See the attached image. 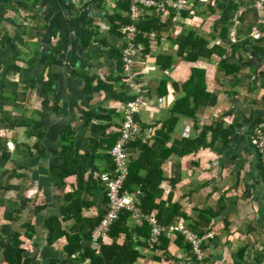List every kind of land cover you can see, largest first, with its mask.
Wrapping results in <instances>:
<instances>
[{"label":"crops","instance_id":"crops-1","mask_svg":"<svg viewBox=\"0 0 264 264\" xmlns=\"http://www.w3.org/2000/svg\"><path fill=\"white\" fill-rule=\"evenodd\" d=\"M184 1L179 7L177 0H164L141 16L138 22L154 18L160 31L155 46L149 39L147 48L140 42L145 48L134 61L135 79L145 90L135 118L141 131L136 142L155 146L148 158L154 162L174 151L158 169L161 199L180 204L192 223L202 212L212 217L202 260H192L174 233L168 251L177 264H264V169L254 150L255 129L264 132V4ZM233 2L240 6L233 13L240 20L238 42L249 36L254 42L235 56L231 48L238 42L224 28ZM106 13L127 16L117 0H0V231L22 232L23 247L36 264L55 258L69 264L61 255L66 237L48 244L45 222L51 216L62 220L61 209L73 203L66 195L77 189L80 176L89 203L82 215L97 217L105 206L102 183L88 180L99 183L113 170L110 151L124 121L123 93L130 92L119 61L123 24L118 21L110 32ZM28 15L34 19L30 24ZM254 27L256 37L250 35ZM27 29L32 37L23 36ZM189 33L207 41L196 60L186 58L189 49L183 51L191 48ZM225 49L230 60L240 62L231 80L218 68ZM196 86L218 102L199 107L194 117L189 107L173 115L175 102ZM171 118L178 122L167 137L163 128ZM218 119L223 132L214 127ZM127 152L130 164L138 163L141 149L130 145ZM69 220L62 229L69 231L74 223ZM128 221L131 228L138 225L134 216ZM29 224L31 238L25 234ZM138 249L137 264H172L148 243Z\"/></svg>","mask_w":264,"mask_h":264},{"label":"trees","instance_id":"trees-1","mask_svg":"<svg viewBox=\"0 0 264 264\" xmlns=\"http://www.w3.org/2000/svg\"><path fill=\"white\" fill-rule=\"evenodd\" d=\"M30 1V0H27ZM119 6L128 11L129 1L128 0H117ZM238 3L233 2L230 8L226 11L225 20H224V28L228 29L233 19V13L237 8ZM34 18L36 19L37 17ZM115 16V17H114ZM105 14V17L110 19V32H116L118 28V21L120 24H124L125 22L130 21L129 18L123 17L120 14ZM143 20V19H142ZM138 22V40L145 41V45L147 48V39L144 37V33L160 30H155L157 28V24L155 23L154 18L147 17L144 21ZM120 28V27H119ZM189 43L191 48H183L189 49L187 50L188 55L187 59L196 60L197 57L202 53L201 45H206V39H203L200 36H195L196 34L189 33ZM252 39L249 36V39L238 42L235 47L231 48V54L235 56L236 54H240V47H244V49H248L247 45H253ZM191 49V50H190ZM253 49L257 50L256 47ZM193 51L195 53L193 57H190L189 53ZM221 52V51H220ZM192 53V54H193ZM228 51L225 49L222 51V58L219 61V70L225 73V77H228L231 80V75L237 74V71L240 68V62H235L230 60L228 57ZM241 56V55H240ZM119 61L122 64V56L119 57ZM10 64V63H8ZM11 65V64H10ZM198 78V76H197ZM203 77L201 76L200 80ZM192 80L195 81V76L192 77ZM189 80L188 82H190ZM201 82V81H200ZM187 87L186 84H184ZM187 95L185 94L180 100L175 102L174 109L172 108L171 113L173 115H178L179 113H185L186 107H189L193 112L191 114L194 117V114L197 112L198 108L201 106H211L215 105L218 102V97L216 95L207 94L204 88H200V86H196L195 91H190V89H186ZM197 91V92H196ZM130 92L127 89L124 91V95L126 96V101H132L135 96L128 94ZM9 97V96H7ZM178 120L176 118H171L165 124L164 136L169 137L174 132V127ZM220 119L214 124L215 129L222 131L223 129L218 123ZM213 129V128H212ZM229 135V134H225ZM162 134H159L158 137H161ZM160 143V142H159ZM188 144V143H187ZM195 144V143H194ZM200 144V143H198ZM115 145V144H114ZM162 148L165 147L166 143H161ZM132 148L141 149L142 154L138 163L131 165L130 164V174L127 184L124 189L127 192H134L141 185V192L139 196V210L144 215H156L158 222L160 225L166 227L165 233L161 236L160 242L158 245L151 246L153 251L160 250L163 254V260L165 262H171L172 264H177L178 259L172 257L168 251L169 243H170V234H168V229L171 226L176 225H184L189 231L195 234L199 238H203L204 236L210 234L209 226L211 224V218L207 217L206 212H202L198 220L189 221V217L182 211L180 204H172V200L163 201L161 198L164 195V191L162 189V180H161V170L160 166L164 163L173 153L174 151H168L167 154L163 157L156 158L157 161L150 160V152H155L154 148H148L147 146H143L140 142H134L131 144ZM160 149V151L162 150ZM112 149V148H111ZM147 152V156L143 153ZM257 159L260 163L258 153H256ZM262 165V163H260ZM74 166H78L77 162L74 163ZM264 169V167L262 166ZM156 169V170H154ZM151 176L148 177V175ZM146 175V176H145ZM145 176V177H144ZM82 176L79 177L77 189H73L72 194L66 195V200H70L73 203L64 206L61 211L63 214L62 220L59 221L57 217L51 216L45 222V227L47 230V243H52L59 238L66 237L67 244L65 245V249L62 251V256L68 261L69 264H137L139 259L141 258L138 247L140 245H144L148 243V240L152 234V229L146 220L143 221L142 225H134L131 228L128 224V220L132 217L129 212H122L119 219L111 226L110 231L106 237V239H99V243L101 244L100 253L97 254L95 250L92 248L91 240L93 239V232L98 227V225L103 220L104 216L107 213L108 199L105 188L102 190L104 194L101 193V201L102 205H105L103 208L100 207L99 215L94 218H86L82 215V211L84 208L89 207V203H87L84 195L88 191L82 186ZM154 178L153 180H149L148 178ZM88 183H93V185L98 186L101 184V179L93 182L91 178L88 180ZM103 185V184H102ZM136 187V188H135ZM1 188V186H0ZM170 199V198H169ZM169 203V204H167ZM0 205L1 199H0ZM69 219H73L74 223L71 225L69 231L62 229L61 225L65 220L70 221ZM188 220V221H187ZM186 222L187 224H185ZM31 228L32 226L29 224V228L25 232L27 238H31ZM83 228H88L87 232H82ZM22 232L16 233H2L0 231V264H36V257L32 255L30 252L25 249L24 241L22 239ZM176 244L179 245L182 250L191 256V259L194 261L198 260L195 254V250L193 249L192 243L187 241L184 235L177 233ZM121 236H123V240L121 241ZM209 239V238H208ZM82 240H88V243H82ZM205 242L201 245V250L205 248ZM49 264H61L60 258H55L50 260Z\"/></svg>","mask_w":264,"mask_h":264},{"label":"built area","instance_id":"built-area-1","mask_svg":"<svg viewBox=\"0 0 264 264\" xmlns=\"http://www.w3.org/2000/svg\"><path fill=\"white\" fill-rule=\"evenodd\" d=\"M129 9L128 16L130 22L123 25L124 36L123 41L124 45L121 48L122 51V60H123V71L125 76V83L130 91H137V97L134 103H127L125 106L124 112V123L120 131V139L112 149L110 156L113 164V170L106 175L101 177V182L105 188L109 211L105 218L101 221L98 227L95 229L93 234V247L100 252L99 239L106 237L110 231L111 226L118 220L119 214L122 210L133 213L135 216H141L138 211L139 196L142 186L140 185L136 191L127 192L124 187L128 182L130 174V160L128 153L126 151L127 147L134 141H136L141 134L140 129L138 130L135 125V115L138 107L143 102V88L139 87L138 83L135 80V71H134V61L137 56H139L143 44L137 41L138 27L136 22L140 17L145 13L147 8L157 6L162 7L164 5L163 0H128ZM264 2H258V6H262ZM177 5L179 7L184 5V0H178ZM239 20L234 21V24L231 29V38L233 42L238 40L237 24ZM254 36L258 34L256 28L253 30ZM151 39L155 38V34L151 33L149 35ZM141 98V99H139ZM256 137V152L258 153L260 162L264 165V134L262 131H257ZM142 217L150 224L152 227V234L148 242L152 245H158L160 238L163 233L167 230L166 227H162L156 215H143ZM168 232L174 234H182L185 236L187 241L192 243L195 254L200 256L198 253L202 254L201 245L204 240L203 238H198L195 234L189 231L184 225L171 226L168 229ZM198 252V253H197ZM200 258V257H199Z\"/></svg>","mask_w":264,"mask_h":264},{"label":"rangeland","instance_id":"rangeland-1","mask_svg":"<svg viewBox=\"0 0 264 264\" xmlns=\"http://www.w3.org/2000/svg\"><path fill=\"white\" fill-rule=\"evenodd\" d=\"M164 1V0H163ZM178 1V0H177ZM259 1H261L262 3L264 2V0H259ZM184 3H185V1H184ZM223 5H220V7H222ZM263 6V5H262ZM240 6L238 5L237 6V8H239ZM153 8H158L157 6H153V7H150V8H147L146 10H145V13H147L146 11H148V10H151V9H153ZM128 9H129V6H128ZM144 13V14H145ZM235 14V13H234ZM234 14H233V19L231 20V23H230V26H229V30H230V34H231V29H232V26H233V24H234V21H235V19L236 20H239V18H237L236 16L234 17ZM127 18H129V16H128V11H127ZM141 18V17H140ZM36 20V19H35ZM103 20H105V19H103ZM129 20H130V18H129ZM26 21H27V23L28 24H30L31 23V21H34V19H33V17H30L29 15H28V17H27V19H26ZM107 21V20H106ZM128 22H130V21H128ZM128 22H125L124 24H126V23H128ZM138 22V21H137ZM137 22H136V25H137V27H138V24H137ZM94 24H95V21H94ZM123 24V25H124ZM110 25L111 24H108L107 25V30H109V28H110ZM239 25H240V20H239V23L237 24V32H238V40L236 41V42H238L239 40H240V37H239V30H238V28H239ZM109 26V27H108ZM102 27L104 28V25H102ZM99 28V25H97L96 27H95V30H97ZM101 28V27H100ZM254 28H256V27H254ZM254 28L252 29V33H250V35L252 36V37H256V36H254V34H253V30H254ZM102 29V28H101ZM257 29V28H256ZM138 33H139V30H138ZM151 33H154L155 34V38H156V32L155 31H151V32H147V33H144V37L145 38H148L149 40H150V42L151 43H153V46H155V40L154 39H151V37L149 36ZM28 36V37H32V35L30 34V32H29V30L27 29V31H25V32H23V36ZM123 37H125L124 36V32H123ZM25 39V38H24ZM137 41L138 42H142V41H139L138 40V34H137ZM231 41H232V38H231ZM233 42V41H232ZM122 45H124V44H122ZM121 48H123V46H121ZM144 48H145V46H144V43H143V49L141 50V52H140V55H142V52L144 51ZM120 56H122V53H120ZM122 62H123V60H122ZM11 63H13V62H11ZM122 71H123V65H122ZM136 71H137V66H136ZM123 73H124V71H123ZM123 76H124V74H122ZM14 76V75H13ZM136 80V79H135ZM13 81H14V79H13ZM12 81V82H13ZM124 82H125V76H124ZM138 82V81H137ZM138 83H140V84H138V86L139 87H141L142 86V88H143V93H142V96H143V101H144V92H145V90H144V87H143V85L141 84V82H138ZM126 87H127V85H126ZM128 88V87H127ZM130 91V90H129ZM130 93L133 95V96H135V98L131 101H128L127 103H129V102H131V103H134V102H136V101H134L135 99H136V97H137V94H138V92L137 91H130ZM139 99H141V98H139ZM163 100L162 99H159V102H162ZM126 103V104H127ZM143 103V102H142ZM126 104H125V106H126ZM140 107V106H139ZM139 107H138V110H139ZM138 110L136 111V113L138 112ZM124 112H125V110H124ZM135 118H136V115H135ZM123 123H124V121H123ZM134 125H135V127L139 130V127L137 126V124H136V120H135V122H134ZM122 126H123V124H122ZM122 128V127H121ZM260 128H264V127H260ZM258 130H260V129H255V132H254V134H255V137H257V131ZM120 131H122L121 129H120ZM260 131H262L263 132V130H260ZM141 133V132H140ZM263 134H264V132H263ZM119 139H120V135H119V138H118V140H117V142L119 141ZM117 142H116V144H117ZM134 142H136V141H134ZM134 142H132V143H134ZM131 143V144H132ZM115 144V145H116ZM130 144V145H131ZM254 144H255V147H256V142H254ZM115 145L113 146V148L115 147ZM129 145V146H130ZM128 146V147H129ZM128 147H127V149H128ZM112 148V149H113ZM112 149H111V151H112ZM127 149H126V151H127ZM255 150V152H256V149H254ZM111 151H110V153H111ZM128 153V152H127ZM257 153V152H256ZM128 157H129V154H128ZM110 159H111V156H110ZM128 160H130V157H129V159ZM260 160V159H259ZM111 163H112V160H111ZM260 163H262V162H260ZM113 165V164H112ZM262 166L264 167V165H263V163H262ZM108 211H109V206H107V213H108ZM138 211H139V213L141 214V216H138V215H134L133 213H131V212H129V213H131V215L132 216H134L135 217V219L137 220V223H138V225L140 226V225H142V223H143V221L145 220L143 217H142V213H141V211L139 210V207H138ZM122 212H128V211H126V210H122L121 212H120V214H119V217H120V215H121V213ZM107 213H106V215H107ZM105 215V216H106ZM144 215V214H143ZM105 216H104V218H105ZM119 217H118V219H119ZM103 218V219H104ZM8 223H12V222H14V219H13V217H12V219L10 220V221H7ZM7 223V224H8ZM149 224V223H148ZM150 225V224H149ZM162 226V225H161ZM151 227V226H150ZM162 227H164V226H162ZM25 229V228H24ZM151 229H152V227H151ZM93 234H94V232H93ZM93 234H92V236H93ZM164 234V233H163ZM162 234V235H163ZM168 234H170V232H168ZM107 237V236H106ZM106 237H102V238H104V239H106ZM209 237H212V235L211 234H208V235H206V236H204V240H203V242L205 241V240H207ZM199 238V237H198ZM101 239V238H100ZM203 242H202V244H203ZM91 244H92V248L94 249V245H93V239L91 240ZM99 245H100V247H101V244L99 243ZM148 245H150V246H154V245H152V244H150L149 242H148ZM95 250V249H94ZM95 252L97 253V251L95 250ZM100 253V252H99ZM99 253H97V254H99ZM198 253V252H197ZM200 256H198V255H196L197 256V259L198 260H202L203 259V257H204V253H203V251H202V254L199 252L198 253ZM200 257V258H199ZM177 259V258H176ZM179 261V260H178ZM177 261V262H178ZM183 261H184V259H183Z\"/></svg>","mask_w":264,"mask_h":264}]
</instances>
